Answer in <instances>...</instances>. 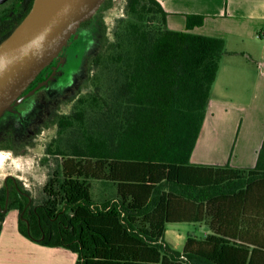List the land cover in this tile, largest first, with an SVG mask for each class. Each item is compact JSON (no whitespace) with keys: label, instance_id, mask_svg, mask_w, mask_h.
<instances>
[{"label":"trees","instance_id":"1","mask_svg":"<svg viewBox=\"0 0 264 264\" xmlns=\"http://www.w3.org/2000/svg\"><path fill=\"white\" fill-rule=\"evenodd\" d=\"M125 13L87 59L90 92L56 121L59 139L46 151L60 161L42 200L27 205L14 189L19 233L69 249L75 264H264V141L252 168L190 162L223 39L190 31L202 15L169 29L157 0H126ZM92 181L112 185L114 197L95 201ZM200 221L210 233L189 235L182 251L164 240L168 223Z\"/></svg>","mask_w":264,"mask_h":264},{"label":"crops","instance_id":"2","mask_svg":"<svg viewBox=\"0 0 264 264\" xmlns=\"http://www.w3.org/2000/svg\"><path fill=\"white\" fill-rule=\"evenodd\" d=\"M157 1L167 13L169 29L184 31L187 15H202L203 24L190 31L223 39L227 51L221 57L190 162L254 167L264 141V0ZM103 194L101 201L107 199ZM209 233L201 221L168 223L164 240L182 251L189 235L201 238ZM76 260L69 249L44 246L19 233L14 210L5 216L0 264H75Z\"/></svg>","mask_w":264,"mask_h":264},{"label":"rangeland","instance_id":"3","mask_svg":"<svg viewBox=\"0 0 264 264\" xmlns=\"http://www.w3.org/2000/svg\"><path fill=\"white\" fill-rule=\"evenodd\" d=\"M111 3L109 9L98 14V19L105 28L107 40L113 39L117 20L126 17V0H111ZM95 19L94 14L88 25L93 41H90L88 32L83 29L80 36L69 38L55 58L56 65H65L62 74L57 73L46 86L34 92L22 103L12 105V107L19 105L18 109L22 112L21 122L28 130L20 136V139L14 141L17 152L0 151V186L6 176L17 177L22 182V186L29 191L34 203L42 200V188L51 170L60 161L59 156L47 154L46 151L48 144L59 139L56 126L58 117L72 112L77 99L90 92L92 88L90 78L93 72L88 68L87 59L99 51V45L94 47V35H97ZM90 42L93 44L91 45ZM50 70L51 68L44 74L42 80L48 76ZM7 119V115L3 114L0 123ZM5 127L0 126V143L12 141L11 136L14 132ZM92 186V195L97 202L101 201L103 193H106L107 199L115 195L112 185H101L92 181ZM192 229L194 232L193 227Z\"/></svg>","mask_w":264,"mask_h":264},{"label":"water","instance_id":"4","mask_svg":"<svg viewBox=\"0 0 264 264\" xmlns=\"http://www.w3.org/2000/svg\"><path fill=\"white\" fill-rule=\"evenodd\" d=\"M104 0H34L10 36L0 44V117L15 103L46 86L56 67L28 91L37 75L62 51L80 24L91 18Z\"/></svg>","mask_w":264,"mask_h":264},{"label":"flooded vegetation","instance_id":"5","mask_svg":"<svg viewBox=\"0 0 264 264\" xmlns=\"http://www.w3.org/2000/svg\"><path fill=\"white\" fill-rule=\"evenodd\" d=\"M33 1L34 0H0V44L10 36V34L14 31V29L25 18V16L28 14V12L32 7ZM98 14L99 12L97 11L95 13L96 15L95 21L97 23L96 24L97 35H94L95 48L97 47V45H100V39L104 34L102 22L100 19H98ZM91 18L82 22L78 27L77 31L71 37H74L76 35L80 36L81 31L84 29L88 32L90 41H93V38L90 37L91 35L88 27ZM90 43L91 45L93 44L92 42ZM55 67L57 73L62 74L65 65L64 64L56 65V60L54 59L49 64V68H51L50 73ZM29 89L30 88L27 87L25 91H28ZM18 107L19 105H15L13 107L11 106V108L5 111L4 113L5 115H7L8 119L1 121L0 126H6L5 128L10 129L11 131L14 132V134L11 136L12 137L11 142L0 143V151L7 150L13 153L17 152L13 143L15 140L20 139V136H23L25 131L28 130L27 126L21 122L22 112L18 109ZM14 189L18 190L21 196L26 197L28 199L27 205L33 204L34 202L32 200V196L30 195L29 191L22 186V182L20 181V179L12 175H8L4 178L2 185L0 186V214L6 216L9 211L15 210L17 212V220H18V216L20 215L19 214L20 212L19 210L12 208V204L14 202V198H13Z\"/></svg>","mask_w":264,"mask_h":264}]
</instances>
